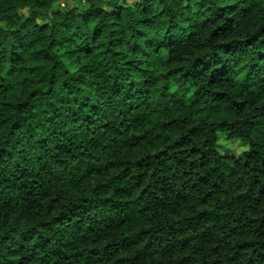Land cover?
<instances>
[{"label":"clouds","instance_id":"9594fccd","mask_svg":"<svg viewBox=\"0 0 264 264\" xmlns=\"http://www.w3.org/2000/svg\"><path fill=\"white\" fill-rule=\"evenodd\" d=\"M262 56L264 0H0V264H264Z\"/></svg>","mask_w":264,"mask_h":264},{"label":"trees","instance_id":"16d2710c","mask_svg":"<svg viewBox=\"0 0 264 264\" xmlns=\"http://www.w3.org/2000/svg\"><path fill=\"white\" fill-rule=\"evenodd\" d=\"M230 5H228V4H224V5H222V7H229ZM228 19H232V17H228ZM227 21H225V23H226ZM48 26L47 25H40V28H41V30L43 31L44 29H46ZM220 27H224V24H221L220 25ZM17 39L18 40H20V39H22V38H20V37H17ZM229 42H231V41H229ZM23 45L21 44V47H22ZM50 47H51V45H50ZM40 51L41 52H44V49L43 48H41L40 49ZM262 59H264V56H262L261 57ZM44 60H47V55H45L44 56V58H43V60H37L36 62H35V64H36V67L35 68H33L32 69V71L35 73L36 72V70L37 69H40V68H42V66H43V63H44ZM129 63H131V61H128ZM256 66L255 65H253V68H255ZM210 83H213L212 81H210ZM35 94V92H33V95ZM199 115L200 114H197V118H199ZM169 123H171V121H169ZM189 131H191V129L189 130ZM156 135H157V137H159V135H160V133H156ZM182 139V138H181ZM177 145L180 147V148H183V145H180V143H179V141H177ZM197 151H199L198 149H196L195 147H193L192 148V152H197ZM133 153L135 154L136 153V149H135V146H133ZM156 155L158 156L159 155V153H156ZM203 160H204V158L203 157H201V161H202V163H201V167H203L204 166V163H203ZM133 163H138V161H133ZM125 172H127L128 171V169H125L124 170ZM203 179V178H202ZM99 181H100V177L99 176H96L95 178H93V177H88L86 180H85V184H89V183H91L92 185H93V187H96V186H99ZM215 187V186H214ZM78 191V190H77ZM146 191V190H145ZM69 195H71V191L69 192ZM83 198V197H82ZM55 199V198H54ZM109 199H110V197H109ZM121 203H127V200L126 199H123V200H121L120 201ZM221 209H222V206H221ZM56 219H58V218H56ZM73 219H77V218H73ZM253 219H255V220H260L261 221V223H262V225H264V217H253ZM50 221H48V220H41V223H49ZM125 230H127V231H129L130 233H134V232H137L138 231V229L136 228V226L135 225H126L125 226ZM49 243H50V241H49Z\"/></svg>","mask_w":264,"mask_h":264}]
</instances>
